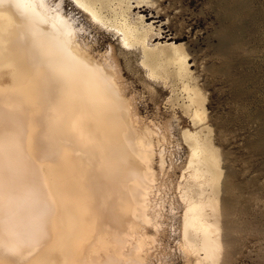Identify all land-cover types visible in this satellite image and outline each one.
<instances>
[{
	"label": "bare ground",
	"instance_id": "6f19581e",
	"mask_svg": "<svg viewBox=\"0 0 264 264\" xmlns=\"http://www.w3.org/2000/svg\"><path fill=\"white\" fill-rule=\"evenodd\" d=\"M75 1L184 94L175 101L197 129L183 131L191 149L183 240L198 262L219 264L222 160L204 134L205 98L188 83L186 49L176 36L152 44L170 19L146 0ZM49 6L0 0V264H150L138 240L153 242L143 165L155 134L125 112L117 60L96 57L60 5Z\"/></svg>",
	"mask_w": 264,
	"mask_h": 264
},
{
	"label": "rangeland",
	"instance_id": "374dc122",
	"mask_svg": "<svg viewBox=\"0 0 264 264\" xmlns=\"http://www.w3.org/2000/svg\"><path fill=\"white\" fill-rule=\"evenodd\" d=\"M45 1L51 9H63V15L81 30L80 38L90 44L96 57L117 60L123 100L127 101L121 100L127 107L125 112L133 110L140 125L155 134L151 135L154 141L150 150L155 156L148 155L147 164L141 166L153 178L149 187L155 185L154 190L149 188L153 196L148 200L152 224L146 225L153 242L139 244L144 241L141 234L138 248L152 252L150 264H206L190 254L182 235L184 189L191 174V149L183 131L197 129L181 103L175 101L177 94H181L179 99L184 94L174 83L151 76L142 54L123 46L113 29L93 24L75 0ZM146 1L149 12L161 10L163 23L170 19L169 25L150 34L157 36L152 44H165L168 37L176 36L175 42L186 49L191 71L187 81L205 98L204 134L221 155L224 248L219 264H264V0ZM153 246L154 251L146 249Z\"/></svg>",
	"mask_w": 264,
	"mask_h": 264
}]
</instances>
